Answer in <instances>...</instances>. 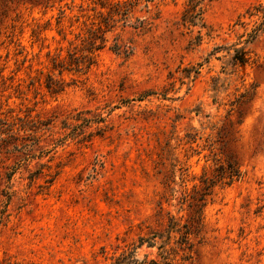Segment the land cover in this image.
<instances>
[{
	"label": "rangeland",
	"instance_id": "obj_1",
	"mask_svg": "<svg viewBox=\"0 0 264 264\" xmlns=\"http://www.w3.org/2000/svg\"><path fill=\"white\" fill-rule=\"evenodd\" d=\"M98 2L0 0V117L49 121L35 133V158L0 151V199L11 195L0 264H108L123 237L153 223L154 160L168 139L189 188L220 162L241 172L213 189L191 257L176 264H264V0H199L194 25L188 0H153L149 13L141 0L85 72H52L65 87L49 93L47 51L65 55L79 42L106 10ZM137 17L149 18V31L134 32ZM117 38L130 54L113 51ZM239 47L244 63L232 60ZM88 109L104 117L87 126L90 139L54 146L62 120Z\"/></svg>",
	"mask_w": 264,
	"mask_h": 264
},
{
	"label": "trees",
	"instance_id": "obj_2",
	"mask_svg": "<svg viewBox=\"0 0 264 264\" xmlns=\"http://www.w3.org/2000/svg\"><path fill=\"white\" fill-rule=\"evenodd\" d=\"M190 6L185 9L184 16L193 18L188 20L192 25L195 18L201 13L199 0H188ZM153 0H144L140 10L149 13V3ZM104 11H98L99 20L85 25L82 32H78L75 39L79 42H68L66 54L62 55V47H57L54 53L47 51L49 55V69L43 81L46 90L51 94H57L64 90V80L56 78L52 72L57 71L60 76L63 72H85L95 63L96 52L102 49L106 41V33L111 31L115 22H122L125 26L130 12L141 0H116L110 3L99 0ZM63 10H60L62 13ZM134 32L143 34L150 30L151 21L148 17L136 18L131 25ZM255 36H252L253 39ZM99 41V42H98ZM249 41V40H248ZM250 43V41L248 42ZM116 53L128 55L132 52L130 44L119 38L112 46ZM232 60L237 63L247 61L246 51L243 47L235 48ZM39 78L32 79L31 83ZM242 96V95H241ZM91 110H76L75 114H68L62 120V127L66 130L63 137L54 142V146L62 145L67 137L76 138L78 142L90 139V133L86 134V128L91 123L104 121V117L98 115L91 118L87 113ZM198 111L196 110V114ZM19 122L0 117V151H20L24 153L22 160L27 161L35 158L33 151L35 146H39V136L35 135L42 126L47 127L48 120L42 121L29 118H16ZM74 122V124L72 123ZM68 131V132H67ZM23 133L20 134V133ZM170 140L158 144L154 168L161 176V189L158 192V200L155 203L153 213V223L140 222L137 227L139 231L128 239L123 237V245H116L115 251L109 256L108 264H176L180 259L188 260L193 249L192 238L196 236L203 225V212L208 198L213 189L219 185L220 188L231 185L241 177L238 167L231 161L218 163L211 176L202 174L199 183H193L191 188L187 187L185 172L182 167H178L176 176V163L171 152ZM15 170L9 171L6 176L10 177ZM178 177V180L176 178ZM11 195L7 199H0V224L4 218H8L7 212ZM129 230L126 231L128 233Z\"/></svg>",
	"mask_w": 264,
	"mask_h": 264
}]
</instances>
